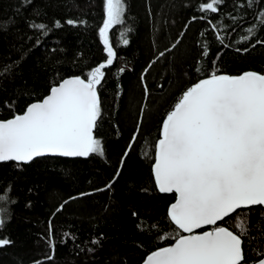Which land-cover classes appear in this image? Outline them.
I'll use <instances>...</instances> for the list:
<instances>
[{
  "label": "trees",
  "instance_id": "trees-1",
  "mask_svg": "<svg viewBox=\"0 0 264 264\" xmlns=\"http://www.w3.org/2000/svg\"><path fill=\"white\" fill-rule=\"evenodd\" d=\"M124 2V23L108 33L117 59L98 86L102 118L95 136L103 155L0 162V194L10 188L15 201L0 230V238L12 241L0 247V264H141L172 243L182 234L168 214L175 194L159 192L152 173L164 117L189 86L213 72L264 73V43L256 42L264 41V27L255 35L246 31L264 0L252 8L225 0L218 13L199 9L208 0ZM106 19L105 0H0V119L23 113L65 77L87 78L106 62L99 35ZM33 22L47 25L46 34ZM237 215L247 229L242 264H253L264 256L257 255L264 253V207L239 209L217 225L239 234Z\"/></svg>",
  "mask_w": 264,
  "mask_h": 264
},
{
  "label": "snow or ice",
  "instance_id": "snow-or-ice-1",
  "mask_svg": "<svg viewBox=\"0 0 264 264\" xmlns=\"http://www.w3.org/2000/svg\"><path fill=\"white\" fill-rule=\"evenodd\" d=\"M224 3L225 0H208L201 3L199 9L218 13ZM258 3L259 0H244L239 7L252 8ZM105 4L107 19L99 35L106 48V62L92 69L87 78L76 76L62 80L50 88L49 95L30 104L23 114L0 120V162L27 164L48 155H103L102 142L94 135L102 118L98 86L105 76L103 69L112 66L117 59L109 43V29L124 23L126 11L124 0H105ZM196 19L192 17L193 21ZM67 23L77 22L68 20ZM55 26L60 27V22L56 21ZM30 27L46 34L48 26L33 22ZM261 27H264V10L256 14V23L246 31L255 35ZM179 42L177 40L172 48ZM124 44H128L127 39ZM164 55L163 51L159 53V57ZM161 137L156 145L154 179L161 193L177 194L168 214L178 229L193 233L205 225H217L238 209L264 206V74L254 71L238 76L211 73L209 78L184 92L163 121ZM135 139L134 135L132 142ZM132 142L121 157V166ZM111 186L112 182L106 189L110 190ZM9 192L10 188L0 194V230L11 219L7 205L15 203ZM83 195L88 193H81ZM63 207L61 204L57 211ZM132 215L135 217L137 213L134 211ZM236 221V228L241 229L239 234L223 226L202 234L177 233L172 246L152 252L145 264H242L245 254L241 237L247 229L239 215ZM51 232L50 220V237ZM98 242L92 241L93 244ZM11 243L7 238H0V247ZM49 243L54 249L51 238ZM253 264H264V259Z\"/></svg>",
  "mask_w": 264,
  "mask_h": 264
},
{
  "label": "water",
  "instance_id": "water-1",
  "mask_svg": "<svg viewBox=\"0 0 264 264\" xmlns=\"http://www.w3.org/2000/svg\"><path fill=\"white\" fill-rule=\"evenodd\" d=\"M248 71H254V70H247V71H243V72H241V73H239V74H228V73H221V74H224V75H230V76H238V75H240V74H242V73H245V72H248ZM254 72H257V71H254ZM257 73H260V72H257ZM260 74H264V73H260ZM217 75H220V74H217ZM73 77H76V76H69V77H65L64 79H67V78H73ZM81 77V76H80ZM81 78H83V77H81ZM207 78H209V77H207ZM207 78H204V79H207ZM63 79V80H64ZM202 80V79H201ZM200 81V80H199ZM199 81H197L196 83H198ZM60 82H62V80L60 81ZM59 82V83H60ZM58 83V84H59ZM58 84H56V85H58ZM56 85H54V86H56ZM195 85V83L194 84H192L191 86H189L188 88H190V87H192V86H194ZM187 88V89H188ZM186 89V90H187ZM185 90V91H186ZM184 91V92H185ZM184 92L181 94V96L178 98V100L176 101V103L179 101V99L183 96V94H184ZM50 94V91H49V93L47 94V95H49ZM98 94H99V92H98ZM47 95H45L43 98H45ZM99 97H100V95H99ZM42 98V99H43ZM41 99V100H42ZM40 101V100H39ZM36 102V101H35ZM33 103V102H32ZM32 103H30V104H32ZM175 103V104H176ZM29 104V105H30ZM28 105V106H29ZM27 106V107H28ZM175 106V105H174ZM174 106H173V108L170 110V111H172L173 109H174ZM26 107V108H27ZM26 110V109H25ZM170 111L168 112V113H170ZM167 113V114H168ZM21 114H23V113H21ZM167 114H166V116H167ZM166 116L164 117V119H163V121L165 120V118H166ZM12 118V117H11ZM10 119V118H9ZM0 120H7V119H0ZM163 123V122H162ZM161 131H162V126H161ZM94 135H95V129H94ZM160 138H162L161 137V132H160V137H159V139ZM159 139L157 140V143H156V145L158 144V141H159ZM156 154H157V149L155 150V159H156ZM48 156H51V155H48ZM45 157V156H44ZM56 157H60V156H56ZM88 157H90V155L88 156ZM88 157H78V158H88ZM37 158H40V157H37ZM37 158H35V159H37ZM67 158H77V157H67ZM34 159V160H35ZM155 159H154V163H155ZM154 163H153V165H152V173H153V177H154ZM154 181H155V179H154ZM155 184H156V182H155ZM156 187H157V189H158V186H157V184H156ZM160 192V191H159ZM163 194H175V199H174V201L172 202V203H174L175 201H176V198H177V194L176 193H163ZM171 203V204H172ZM170 204V205H171ZM170 205H169V207H168V213H169V208H170ZM262 207H264V206H262ZM242 209H245V208H242ZM239 210V209H238ZM233 214V213H232ZM231 215V214H230ZM220 222H222V221H218L217 222V224H219ZM174 225H175V223L174 222H172ZM176 226V225H175ZM217 225H205V226H203L202 228H200V229H195L194 231H193V233H185V232H183L182 230H180L181 232H182V234L181 235H190V234H202L204 231H211V230H213L215 227H216ZM177 227V226H176ZM178 228V227H177ZM230 230V229H229ZM175 243V240L172 242V243H170V244H168V245H165V246H162V247H159V248H157V249H155V250H153V251H151L148 255H150L152 252H154V251H157V250H159V249H161V248H164V247H169V246H172L173 244ZM243 246V245H242ZM147 255V256H148ZM147 256L144 258V260L141 262V264H145V262H146V258H147ZM261 259H264V256L261 258Z\"/></svg>",
  "mask_w": 264,
  "mask_h": 264
},
{
  "label": "flooded vegetation",
  "instance_id": "flooded-vegetation-1",
  "mask_svg": "<svg viewBox=\"0 0 264 264\" xmlns=\"http://www.w3.org/2000/svg\"><path fill=\"white\" fill-rule=\"evenodd\" d=\"M221 223V222H220ZM218 226V225H217Z\"/></svg>",
  "mask_w": 264,
  "mask_h": 264
}]
</instances>
